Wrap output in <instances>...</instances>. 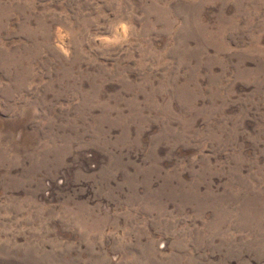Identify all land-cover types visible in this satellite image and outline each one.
<instances>
[{"label": "rangeland", "instance_id": "1", "mask_svg": "<svg viewBox=\"0 0 264 264\" xmlns=\"http://www.w3.org/2000/svg\"><path fill=\"white\" fill-rule=\"evenodd\" d=\"M0 264H264V0H0Z\"/></svg>", "mask_w": 264, "mask_h": 264}]
</instances>
